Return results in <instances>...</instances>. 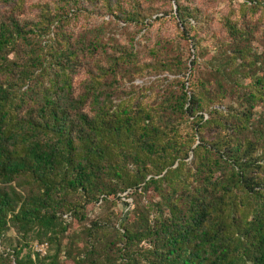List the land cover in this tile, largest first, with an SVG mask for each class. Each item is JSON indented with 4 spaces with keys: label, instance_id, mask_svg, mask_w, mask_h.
Segmentation results:
<instances>
[{
    "label": "trees",
    "instance_id": "1",
    "mask_svg": "<svg viewBox=\"0 0 264 264\" xmlns=\"http://www.w3.org/2000/svg\"><path fill=\"white\" fill-rule=\"evenodd\" d=\"M211 7L0 0V264H264V0Z\"/></svg>",
    "mask_w": 264,
    "mask_h": 264
},
{
    "label": "rangeland",
    "instance_id": "2",
    "mask_svg": "<svg viewBox=\"0 0 264 264\" xmlns=\"http://www.w3.org/2000/svg\"><path fill=\"white\" fill-rule=\"evenodd\" d=\"M195 1L196 2L197 1L202 2L203 4L206 5V7L207 6H213L210 8V10H212V12H213L212 16L218 20L221 17V15L229 9V7L231 5L235 6L237 4V2L240 0H222L220 3H218L216 5H213V2L211 0H195ZM174 7H175V9L177 8V6L175 4H174ZM100 21H101V19H100ZM121 23L125 24L124 22H121ZM121 29L122 28H120V27H113V30H112V32L109 33V35L114 34L116 37H118L120 39V41L127 42L128 41L127 33L123 32ZM144 32H145V30H143L142 32H138L135 35V38H136L135 44H136V46H138V48H144V46L147 44H150L153 46L158 39L157 37H158L159 32H161L162 35L169 36V37L176 36L177 35V26H176L175 21L172 18H167L166 20H163L162 22L155 23L151 27V30L147 34H144ZM142 54L145 55L144 52H142ZM165 75H167V73L162 74L161 76H165ZM170 77H172V76H170ZM156 78H157L156 76H147V77H145V79H137L136 81H134L132 83L134 85H139V86L147 85V84L151 83L153 80H155ZM132 83H127L126 84L127 87L130 88ZM262 110H264V106L256 107L257 112H260ZM127 193H129V192L122 194V201L120 203V208L122 209V211L124 213L128 210V205H126L125 202H128L129 204H132V202H133V199L131 197H129V198L126 197ZM99 211L103 215L102 209H100V210H94V208L92 210L90 209V217L95 218L97 216V214L99 213ZM114 222H117V220L115 219ZM72 234H74V232H72ZM66 241H67V243L70 242L68 239ZM36 246H37V249L42 251L44 254L48 251L47 244H43V245L39 244ZM63 259H64V257H63Z\"/></svg>",
    "mask_w": 264,
    "mask_h": 264
}]
</instances>
